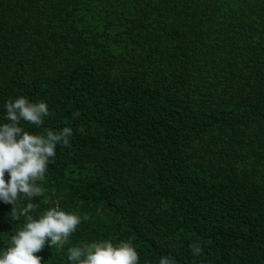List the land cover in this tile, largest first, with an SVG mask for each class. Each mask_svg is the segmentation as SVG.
<instances>
[{
  "label": "trees",
  "instance_id": "trees-1",
  "mask_svg": "<svg viewBox=\"0 0 264 264\" xmlns=\"http://www.w3.org/2000/svg\"><path fill=\"white\" fill-rule=\"evenodd\" d=\"M19 96L54 113L26 131L73 130L30 215L89 216L41 264L100 240L139 264H264V0H0V125ZM11 208L0 254L26 223Z\"/></svg>",
  "mask_w": 264,
  "mask_h": 264
},
{
  "label": "clouds",
  "instance_id": "clouds-1",
  "mask_svg": "<svg viewBox=\"0 0 264 264\" xmlns=\"http://www.w3.org/2000/svg\"><path fill=\"white\" fill-rule=\"evenodd\" d=\"M7 123L0 125V200L11 204L10 216L26 223L12 237L10 246L0 254V264H41L37 255L46 246L60 250L70 243V236L83 220L78 213L67 212L59 207L46 209L38 218L30 215L37 205L31 200L44 194L41 181L44 180L48 165L56 156L57 145L70 147L71 127L59 131L44 128L36 134L26 131L21 121L36 128H43L45 118L53 116L44 100L31 101L26 96L9 98L5 102ZM79 116L78 112L73 117ZM83 131V129H80ZM8 179H5V174ZM24 199L29 202L21 205ZM189 248L194 256L203 254L199 241H193ZM67 258L73 264H139V254L131 242L111 240L93 241L71 246ZM158 264H177L171 256H162Z\"/></svg>",
  "mask_w": 264,
  "mask_h": 264
}]
</instances>
